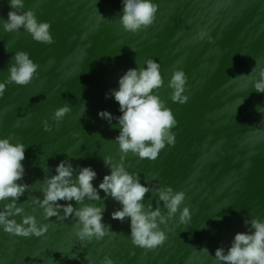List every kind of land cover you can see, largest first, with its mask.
Instances as JSON below:
<instances>
[{
    "label": "water",
    "instance_id": "water-1",
    "mask_svg": "<svg viewBox=\"0 0 264 264\" xmlns=\"http://www.w3.org/2000/svg\"><path fill=\"white\" fill-rule=\"evenodd\" d=\"M155 3L153 24L133 33L118 22L121 0H25L26 9L51 23L54 43L37 42L23 30L5 32L0 24V81L17 50L39 65L29 84H8L0 97V137L27 145L22 182L30 187L19 198L27 212L34 210L32 197L41 195L39 180L55 174L61 160L90 165L98 187L110 171L103 157H121L113 140L119 128L98 115L100 110L121 114L118 102L105 94L118 87L119 76L136 67L135 61L153 58L164 79L159 96L177 120L175 144L155 160L129 153L124 164L149 187L183 191L190 221L180 223L177 214L161 225L167 234L162 245L140 248L130 239L129 218H112L120 204L108 197L103 221L114 232L103 239L82 241L74 217H51L43 221L49 228L40 237L0 230V264H101L105 256L114 264H214L202 248L214 256L216 248L227 249L235 233L247 230L246 218H264V93L251 90L250 78L243 76L255 60L264 63V0ZM8 11V0H0V17L7 19ZM177 67L187 75L189 99L183 104L171 100L168 88ZM64 105L71 111L57 123L53 111ZM99 193L104 197L102 189ZM150 196L146 193L145 200L155 206L157 198ZM35 214L42 218L38 208Z\"/></svg>",
    "mask_w": 264,
    "mask_h": 264
},
{
    "label": "clouds",
    "instance_id": "clouds-1",
    "mask_svg": "<svg viewBox=\"0 0 264 264\" xmlns=\"http://www.w3.org/2000/svg\"><path fill=\"white\" fill-rule=\"evenodd\" d=\"M121 2L122 9L117 18L124 31L135 33L153 24L158 11L155 0ZM8 3L7 19L0 17L5 32L23 30L37 42L54 43L51 23L40 20L34 9H26L25 0H8ZM203 35L201 33V37ZM255 61L251 72L243 76L250 78L251 90L264 93V63ZM135 62L136 67L128 68L119 76L118 87L105 94L106 98L110 95L118 102L121 114L114 117L107 110L98 112L99 117L107 120L112 127L119 128V134L113 140L121 153L119 161L103 157L110 171L103 176L98 187L92 183L97 172L90 165L74 167L68 159L61 160L55 165V174H46L43 180H39L41 195L32 197L34 210L27 212L24 203L19 202L30 187L22 182L25 175L22 161L27 145L12 136L0 137V230L14 236L40 237L49 228V224L43 221H50L51 217L58 220L74 217L73 229L80 240H100L114 232L111 225L103 221L104 200L108 197L120 204L111 212L112 218L120 221L129 218L130 239L140 248L154 249L162 245L167 234L161 225L166 226L177 214L180 223L190 221L191 213L184 204L183 191L174 190L171 186L149 187L147 182L141 183L138 173L125 167L124 160L129 153L140 159H157L165 147L175 144L172 129L177 125L174 113L158 93L164 86L159 62L153 58L146 59L142 64ZM38 69L39 65L27 52L15 51L7 66L8 75L0 81V97H3L8 84H29L38 74ZM186 85V73L182 68H174L168 79L170 98L174 103L187 102ZM242 102L243 99L239 105ZM70 111L68 105L61 106L54 109L51 118L59 123ZM114 119L117 123L113 125ZM44 128L51 131L47 121H44ZM46 167L48 173L49 168ZM101 189L104 197L99 193ZM146 193L157 198L155 206L150 199L145 200ZM60 200L68 203H58ZM71 201H75L76 206ZM37 208L41 210L42 218L35 214ZM215 218L222 219L219 216ZM244 224L247 230L235 233L227 249L223 246L216 248L214 256L207 248L201 250L213 258L214 264H264V218L248 217ZM101 264H114V261L105 256Z\"/></svg>",
    "mask_w": 264,
    "mask_h": 264
}]
</instances>
